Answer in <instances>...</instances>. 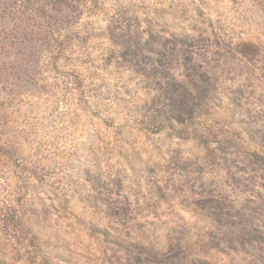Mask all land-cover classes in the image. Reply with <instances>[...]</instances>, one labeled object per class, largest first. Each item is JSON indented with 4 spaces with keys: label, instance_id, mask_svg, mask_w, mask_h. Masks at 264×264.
Listing matches in <instances>:
<instances>
[{
    "label": "rangeland",
    "instance_id": "374dc122",
    "mask_svg": "<svg viewBox=\"0 0 264 264\" xmlns=\"http://www.w3.org/2000/svg\"><path fill=\"white\" fill-rule=\"evenodd\" d=\"M0 264H264V0H0Z\"/></svg>",
    "mask_w": 264,
    "mask_h": 264
}]
</instances>
